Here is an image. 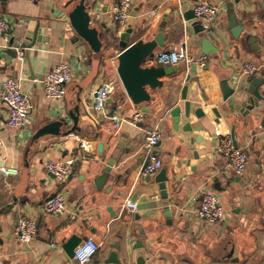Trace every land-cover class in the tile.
Masks as SVG:
<instances>
[{"label":"crops","instance_id":"1","mask_svg":"<svg viewBox=\"0 0 264 264\" xmlns=\"http://www.w3.org/2000/svg\"><path fill=\"white\" fill-rule=\"evenodd\" d=\"M72 2L0 0V19L9 25L5 41L36 28L41 38L29 54L35 79L30 77L23 50L17 58L0 55V90L7 77L18 78L34 106L24 126L10 128L9 110L0 95V166L18 170L17 175H0V264H76L63 247L73 236L92 237L101 244L88 264H264V128L260 127L264 107L256 114L252 127L244 125L241 115L233 114L228 119L220 87L225 78L233 86H248L249 79L264 78V0H135L126 27L113 19L112 9L119 0H97L90 12L94 22L102 25L104 49L95 77L93 53L78 37L67 15ZM201 2L219 8L215 20L209 24L196 18L185 20L184 16ZM87 4L92 2L88 0ZM232 13L244 26L238 38L229 27ZM198 23L207 31L195 34L193 25ZM125 28L143 34L144 42L162 34L163 46L155 53L183 43L191 54L206 55L208 63L198 67L197 73L183 65L176 67L173 75L159 79L164 83L162 87L149 90V101L135 105L117 73V58L122 51L119 36ZM203 38H207L204 46ZM203 49L212 52L206 54ZM61 62H67L74 74L67 87L86 88L80 94V132L73 134L86 147H79L70 135L40 139L30 151L26 184L18 193L23 152L30 137L39 128L61 119L66 121L64 130L72 125L69 111L76 105L78 92L72 91L60 102L50 101L41 84ZM248 62L257 71L244 77L242 66ZM188 74L191 79L187 82ZM103 82L115 86L106 114L94 109L95 90ZM185 86L188 91L183 100ZM186 101L191 103L189 117L184 114ZM176 106L181 108L177 124L170 114ZM198 109L204 115L198 117ZM139 111L145 113V119L131 124ZM114 114L122 120L119 128L110 119ZM154 125L161 129L155 152L163 167L147 175L143 171L148 159L145 140ZM217 132L231 134L248 154L249 163L242 176L218 153ZM115 155L117 159H112ZM66 160L74 162L72 174L61 184L46 164ZM110 163L108 173L105 170ZM164 169L170 178L169 212L156 183ZM104 176L108 179L97 185L98 178ZM206 191L216 194L225 210L224 219L216 224L204 222L197 213ZM58 194L66 198V211L61 215L45 212V202ZM127 199L137 203L136 212L124 208ZM23 218L38 223L37 235L30 244L21 243L15 235ZM113 252L119 263L110 261Z\"/></svg>","mask_w":264,"mask_h":264},{"label":"water","instance_id":"2","mask_svg":"<svg viewBox=\"0 0 264 264\" xmlns=\"http://www.w3.org/2000/svg\"><path fill=\"white\" fill-rule=\"evenodd\" d=\"M91 5H88V0H73V2L68 6L67 15L69 17L70 23L75 30L78 37L89 47L90 51L93 53V77L97 76L100 67L101 55L104 49V34L102 32V25L94 22L93 17L90 12V8L96 7L97 0H90ZM240 1V0H236ZM185 20L189 21L194 19L193 12H188L184 16ZM229 27L232 29L233 35L238 38L239 35L244 30V26L240 20L236 17L235 13L230 15ZM193 30L195 34H200L206 32V28L202 24L193 25ZM37 28L33 32L23 31L19 32L18 36H13L8 40L0 39V55L6 56L7 54L13 58H17L19 50H23L26 54L27 60L29 62L31 78L35 79L37 76L34 74L31 61L29 59L30 50L35 46L36 42L41 41L38 36ZM114 33H112V36ZM143 34L134 33L132 28H125L119 36L118 46L122 49L121 53L118 55V67L117 73L123 84L128 97L132 100L133 104L141 105L150 100L151 96L149 90H153L164 85L159 79L166 75H173L178 69L176 67H166L158 68L156 66L147 65L146 61L152 58L155 54L156 49L159 46H163V35H159L153 40L144 42L141 39ZM139 38V40H136ZM115 40H112L114 42ZM254 39L250 38L249 42L253 43ZM207 44V38L202 39V45ZM208 54L212 51H204ZM191 71L193 73L198 72L197 66H192ZM191 74L186 76V81H190ZM249 85H236L230 84L228 79H223L221 81V90L223 102L226 104L227 110L225 111L226 117L230 119L233 114L241 115L244 119V125L246 127H252L255 122L256 114L262 110V103H264V78H251L248 80ZM85 86L82 85H69L66 89V96L70 95L72 91H77L79 96L74 99L76 105L69 111V116L72 119V125L69 129L64 130L66 127L65 119H61L52 123H49L41 128H39L28 140L24 152H23V169L21 175V181L19 186L20 193L26 184L27 173L30 164V151L34 144L40 139L47 137H64L76 132H80L79 119L82 108V100L80 97L81 92L85 90ZM188 86H185L182 91V99L186 100ZM73 100V98H72ZM180 111L181 108L176 106L170 110V114L173 117V121L177 124L180 122ZM191 103L186 101L184 104V114L186 117L190 116ZM263 111V110H262ZM214 112L220 117V113L217 109ZM198 117L204 115L201 109L196 111ZM145 126L144 123L141 124ZM260 127L264 128V116L260 122ZM256 134V131L252 132ZM127 151V153H129ZM118 156H113L112 159H117ZM147 164V162H146ZM145 164V166H146ZM111 163L108 165L105 171L111 172ZM145 168V167H144ZM107 180L108 176L98 178L96 184L102 180ZM170 178L167 175V170L161 171L159 176L156 178V183L159 184L161 190L162 199L165 201V210L169 212L170 198L168 194L167 183ZM85 237L73 236L64 244V250L70 258L74 257V251L77 246L85 240ZM114 248L119 249L118 244H114ZM110 261L119 263L116 252H113L110 256Z\"/></svg>","mask_w":264,"mask_h":264},{"label":"built area","instance_id":"3","mask_svg":"<svg viewBox=\"0 0 264 264\" xmlns=\"http://www.w3.org/2000/svg\"><path fill=\"white\" fill-rule=\"evenodd\" d=\"M135 0H119L112 9L113 19L120 26L126 27L130 20V11ZM194 17L203 24H209L215 20L219 14V8L209 2H201L193 8ZM9 25L4 19H0V39L8 34ZM147 65L178 67L186 66L190 69L192 66L205 67L208 63V57L204 54L195 56L191 54L183 43L173 44L168 49L157 51L152 58L147 59ZM257 71V67L248 62L242 66L241 75L249 77ZM74 74L71 66L67 62L59 63L51 72L45 75L41 84L46 99L60 102L66 97L67 85L72 82ZM115 86L112 82H103L95 90L94 109L106 114L107 101L114 91ZM3 102L9 110L8 126L10 128H19L26 124L34 106L30 97L24 93L22 82L15 77H7L0 90ZM110 119L115 127L122 125V120L117 114L111 115ZM145 119V113L137 112L130 123L137 125ZM79 143V147L85 148L86 143L78 135H70ZM161 129L159 125L149 128L145 140V149L148 152L147 164L144 173L151 175L163 167V161L155 152L156 146L160 141ZM217 151L229 160L232 170L239 176H242L248 166L249 157L246 151L240 148L234 141L231 134L216 133ZM73 160L49 161L46 164L47 170L54 175L56 180L65 184L71 177ZM18 170L13 167L0 166L1 176L17 175ZM67 201L62 194H58L48 199L44 204V211L61 215L66 211ZM124 208L131 212L137 211V203L127 199ZM198 216L208 224H216L224 219L225 210L216 194L210 191L203 193L200 207L197 211ZM38 232V223L32 218L20 219L15 235L23 244H30L35 239ZM101 244L94 238L88 237L83 240L74 251V261L76 264H88L99 252ZM2 255V243L0 241V257ZM134 264V263H128Z\"/></svg>","mask_w":264,"mask_h":264}]
</instances>
